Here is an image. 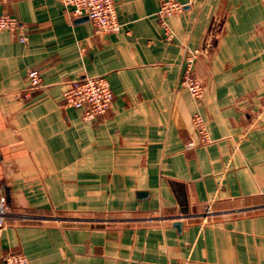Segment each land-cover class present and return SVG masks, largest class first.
Returning <instances> with one entry per match:
<instances>
[{
  "label": "crops",
  "instance_id": "crops-1",
  "mask_svg": "<svg viewBox=\"0 0 264 264\" xmlns=\"http://www.w3.org/2000/svg\"><path fill=\"white\" fill-rule=\"evenodd\" d=\"M164 1L114 0L115 34L62 0L0 2L22 26L0 32V262L264 264V0H176L171 38ZM187 50L201 104L181 85ZM97 76L114 100L86 123L63 89Z\"/></svg>",
  "mask_w": 264,
  "mask_h": 264
},
{
  "label": "built area",
  "instance_id": "built-area-1",
  "mask_svg": "<svg viewBox=\"0 0 264 264\" xmlns=\"http://www.w3.org/2000/svg\"><path fill=\"white\" fill-rule=\"evenodd\" d=\"M23 0H0V2H18ZM64 6L76 19L88 18V20L99 29L101 33H118L122 26L118 22L114 0H62ZM193 0H190L192 2ZM185 5L176 0H165L159 12L161 25L166 32L167 38H171V30L167 20L182 13ZM0 32H22L20 22L11 16L0 17ZM23 43L27 41L25 36L20 39ZM200 52L187 50L185 61L186 72L181 79L182 87L186 88L194 100L201 104L205 96L202 82L195 75V65ZM30 91L37 90L43 86V80L38 71L29 73ZM63 98L67 107L80 110L82 119L86 123L94 122L98 117L106 114L112 107L114 95L105 77H85L69 82L63 89ZM193 127L200 138V145L211 142L205 119L201 113H196L192 119ZM197 144H190L188 148H195ZM8 212L7 199L0 198V231L5 228ZM0 264H30L24 254L20 252L5 255Z\"/></svg>",
  "mask_w": 264,
  "mask_h": 264
},
{
  "label": "water",
  "instance_id": "water-1",
  "mask_svg": "<svg viewBox=\"0 0 264 264\" xmlns=\"http://www.w3.org/2000/svg\"><path fill=\"white\" fill-rule=\"evenodd\" d=\"M84 20H88V18H83ZM175 226L178 228V229H181V223L177 222L175 223Z\"/></svg>",
  "mask_w": 264,
  "mask_h": 264
}]
</instances>
